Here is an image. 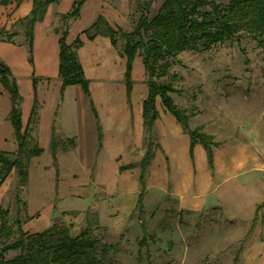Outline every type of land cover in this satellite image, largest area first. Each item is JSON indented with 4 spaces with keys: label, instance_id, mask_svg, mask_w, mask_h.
I'll return each instance as SVG.
<instances>
[{
    "label": "crops",
    "instance_id": "crops-1",
    "mask_svg": "<svg viewBox=\"0 0 264 264\" xmlns=\"http://www.w3.org/2000/svg\"><path fill=\"white\" fill-rule=\"evenodd\" d=\"M74 1L52 3L44 19L35 24L32 59L24 27L12 28L30 14L33 0L0 3V28L18 32L12 41L0 39V58L11 68L23 98V128H31L33 144L43 150L29 163L22 199L20 213L23 229L28 232L65 224L77 233L87 226L89 209L97 210L99 226L120 231L137 208L141 192V168L133 166L121 170V166L138 163L144 154L143 101L148 94L147 76L141 77L137 85L133 65L129 102L124 79L126 56L109 37L97 35L90 39L84 33L101 15L114 27H121L124 14L120 10V0H86L79 17L71 22L67 40L72 42L77 36L82 39L79 59L89 80L91 94L88 96L80 84L69 85L62 92L59 37L54 29L58 15L69 11ZM160 101L157 98L160 115L155 128L162 149L157 150L150 165L144 201L152 188L158 186L167 198L170 195L175 198L181 210H201L221 203L228 212L220 195V185L227 181V202L230 203L246 179L257 181L247 175L248 171H259V167L252 166L255 157L245 148L239 150L236 146L221 144L215 149L214 170H211L205 148L196 144L193 160L190 135L175 116L159 104ZM10 110V95L0 82V153L17 149ZM98 124L103 132L101 146ZM53 130L63 144L69 146L58 149L56 165L51 151ZM70 139L75 141L74 147H70ZM222 154H226L224 159ZM205 155L206 162L203 161ZM198 156L202 159L200 167ZM17 181L16 171L5 181L0 180V206L3 207L11 184L16 186ZM252 206L254 214L250 217L253 220L257 206ZM261 210L256 225L264 221ZM28 216L30 218L26 219Z\"/></svg>",
    "mask_w": 264,
    "mask_h": 264
},
{
    "label": "trees",
    "instance_id": "trees-1",
    "mask_svg": "<svg viewBox=\"0 0 264 264\" xmlns=\"http://www.w3.org/2000/svg\"><path fill=\"white\" fill-rule=\"evenodd\" d=\"M11 1L20 3L23 0H1L0 3L8 4ZM60 1L33 0L30 14L17 22L25 29L31 59L35 24L44 19L49 5ZM85 2L86 0H75L69 11L59 14L58 24L54 30L59 37V76L62 80V92L69 85L80 84L90 96L89 80L79 59L82 39L77 36L72 42L67 40L71 22L79 17ZM150 8V0H138L139 15L131 31L120 26L114 27L102 15L84 30L90 39L97 35L109 37L119 52L126 56L124 79L129 102L133 88L134 60L139 54L142 58L148 85V94L143 101L144 154L138 163L121 166V170L133 166L141 168V192L137 201V208L141 211L144 209V190L150 165L157 150L162 149L155 128V122L160 115L156 104L157 98L161 99L164 108L175 116L183 130L190 135V152L193 160L194 147L201 144L206 150L209 167L214 170L215 149L221 146L214 135L204 131L203 126L191 127L190 120L195 113L179 107L173 97L179 90L171 82L160 81L165 77H178L176 73L170 71V59L185 50L208 51L213 46L241 34L253 37L264 46V0H164L153 17L150 16ZM17 33L2 27L0 39L12 41ZM0 82L11 98L9 118L17 142L16 151L0 153V180L5 181L13 171H16L18 175L16 201L22 205L29 163L43 150L37 144H33L31 128H23L21 116L23 98L11 68L1 58ZM35 109L36 107L33 108V117ZM98 132L101 146L103 132L100 124ZM69 145L74 147L75 141L70 139ZM61 146L69 147L63 144L53 130L51 151L55 165L57 151ZM263 206L264 202L257 206L251 229L255 227ZM28 218L30 217L26 219ZM86 220L87 226L77 234L65 224H54L43 231L28 232L23 229L20 211L17 219L12 222L9 209L0 206V264H114L111 255L113 245L102 243L92 235L94 227L92 225L99 227L97 210L89 209ZM9 251H17L18 254L6 259ZM237 260L236 256L234 262Z\"/></svg>",
    "mask_w": 264,
    "mask_h": 264
},
{
    "label": "rangeland",
    "instance_id": "rangeland-1",
    "mask_svg": "<svg viewBox=\"0 0 264 264\" xmlns=\"http://www.w3.org/2000/svg\"><path fill=\"white\" fill-rule=\"evenodd\" d=\"M111 1L115 2L108 0ZM150 1L153 17L164 0ZM119 2L124 14L121 27L131 31L139 15L138 0ZM20 27L17 23L12 30ZM170 61V71L178 77L160 81L171 82L179 90L173 94L179 107L195 113L191 127L203 126L222 146L245 148L255 157L252 166L259 167V171H248L247 175L257 181L246 179L230 203L227 181L222 182L219 194L228 212L221 203L201 210H181L175 198H167L157 186L145 196L144 209L135 208L122 230L94 224L92 235L113 245L114 264H264V221L251 229L250 217L254 214L252 205L256 207L264 200L258 201L264 195V46L241 34L208 51L185 50ZM144 75L147 76L139 54L134 64L137 85ZM159 104L163 106L161 101ZM201 163L198 156L199 167ZM16 189L17 185L11 184L3 203L12 222L18 217L17 209H22L16 201ZM17 254L9 251L6 259Z\"/></svg>",
    "mask_w": 264,
    "mask_h": 264
}]
</instances>
